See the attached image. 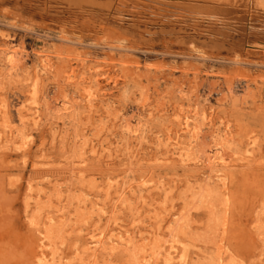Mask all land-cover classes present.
<instances>
[{"label": "rangeland", "instance_id": "obj_1", "mask_svg": "<svg viewBox=\"0 0 264 264\" xmlns=\"http://www.w3.org/2000/svg\"><path fill=\"white\" fill-rule=\"evenodd\" d=\"M116 1L0 0V45L18 49L20 72L17 77H8L7 66L0 58V99L8 106L15 137L28 135L23 150L16 143L6 149L0 146V264H27L32 259L37 241L28 221L57 206L58 198L66 211L59 218L62 223L55 246L66 257V264L76 261L73 250L81 234L82 241L88 231L97 228V232L110 222L144 233L145 226L156 223L149 217L155 210H163L159 215L164 217L172 214L166 232L169 227H177L175 218L183 217L179 220V237L191 256L189 264H216L220 244L224 264H263L264 56L256 50L248 55L247 45L263 41L264 34L245 33L247 21L242 20L259 17L264 23V0H250L248 13L247 0H127L126 5L118 6L123 8V16L111 10ZM197 11H218L223 23L238 20L233 25L235 30L227 24H216L213 18H200ZM258 26L263 28L264 24ZM61 27L81 40V44H75L77 49L57 39ZM190 44L205 53L204 59L196 57ZM106 45L128 50L114 49L113 53ZM76 50L86 55L89 64L97 65L93 72L101 73V82L109 81L94 114L83 111L76 85L65 83L68 64L75 68L76 82L80 80L82 67L77 63ZM43 54L54 60L56 70L42 72L36 85L30 87L24 78L39 69ZM236 54L242 62L235 64L230 59ZM127 56L132 61L122 62ZM111 80L117 81L115 87ZM63 97L73 103L70 114L56 112ZM46 98L52 100L47 109ZM21 102L39 104L41 117L37 123H19L17 108ZM193 105L211 108L216 126L230 127L234 138L224 150L227 159L238 158L239 162L244 154L255 155L254 166L251 162L235 166L226 211L221 196L214 192L210 197L201 195L204 189L217 186L216 177L206 165L176 161L166 165L155 159L163 156L158 139L163 138L174 108L186 111ZM120 116L132 118V123L137 117L143 118V135L135 137L124 131ZM203 128L206 136L191 149L202 157L213 143L208 135L211 130ZM83 141L108 142L111 155L93 156L90 145ZM72 166L81 171H72ZM107 182L123 183L125 188L131 185V193L107 197ZM55 183L61 192L55 190ZM150 184L157 187L151 189ZM163 186L168 189L160 191ZM39 187L43 189L40 198L36 196ZM145 189L151 191L153 204L142 206L139 195L146 197ZM85 199L104 203L113 212L98 221V210L89 204L83 206ZM162 238L172 235L167 232ZM104 258L99 264H134L139 260L126 252Z\"/></svg>", "mask_w": 264, "mask_h": 264}, {"label": "bare ground", "instance_id": "obj_2", "mask_svg": "<svg viewBox=\"0 0 264 264\" xmlns=\"http://www.w3.org/2000/svg\"><path fill=\"white\" fill-rule=\"evenodd\" d=\"M126 2H127V0H117L115 3L116 7L114 9H112L113 8L112 7L111 10H113L116 14L123 16V11H122L123 8L118 7V6L126 5L127 4ZM128 2H129V0H128ZM249 3H250V0H247L246 5L249 8L247 9V11L244 10L247 13L250 9ZM252 5H253V3H252ZM152 7H154V6H152ZM143 9H144V7H143ZM164 10H166V9H164ZM177 10H179V9H177ZM172 12H175V10L174 11L172 10ZM191 12L192 11L187 12V14H191ZM198 12L199 11H197V15L200 18H204V19L205 18H207V19L213 18V19H215L214 21L216 24H221V25L227 24L228 26L231 27L230 28L231 30H235V28H234L235 26H233V25H235L236 21H238V20H236L235 22L233 21V23H227V22L223 23L222 18H224V17L221 18L220 17L221 13H218V11H207V12H201V13H198ZM126 13H124V14H126ZM156 14H158V13H156ZM193 14H195L194 16L197 17L196 12ZM174 15H178V14H174ZM247 16H249V14ZM121 19L122 18H120V20ZM171 20H173V19H171ZM251 20L252 19L248 20L247 18L242 20V21H247V24L245 23V25H244L245 28L243 29V31H245V33H251V34L252 33L253 34H259L260 33L263 35L264 34V27L262 28V27L258 26L259 24H264V23L260 22L262 20L259 19V17L255 18L252 21ZM248 21H249V23H248ZM58 33H59V35L57 36V39L61 42L67 43L68 45H72L73 46L72 48H74L73 50L78 48L75 46V44L78 45V44L82 43L81 40L77 36L73 35L74 34L73 32H71L70 30H68L65 27H63ZM247 46H248L247 47L248 55L250 53H252V51L256 50L257 52L261 51V54H263L262 56H264V40L261 42L259 41V42H255L253 44H248ZM106 47H107L109 52L113 51L114 49H122V50L125 49V51L128 50L127 48H124L121 46L118 47V46L106 45ZM189 49L197 54L196 57L204 59L205 53L194 48L192 46V44L189 45ZM76 51H79V54L77 57V63L82 67L80 80H79V82L78 81L76 82L75 77H77L76 76L77 74L75 73V68L70 67V65L68 64V65H66V67H68L69 74L67 75V77L65 79V81H66L65 83L67 85H76L75 90L77 91V94L79 95L80 102H82L81 105L84 109L83 111H86L90 114H92V113L94 114L95 112H97L98 103H100L102 97L107 92V88H105V87L107 85H109V81H107L106 79H108L109 77L108 76L105 77L106 83L101 82V79L98 78V77H100L98 75H100L101 73H99L98 71L93 72L97 65L89 64L90 61L87 59L86 55L80 54V50H76ZM82 52L83 51H81V53ZM113 53H114V51H113ZM248 55H247V57H248ZM0 58L3 61L4 65L7 66V69L6 68L5 69L7 70L8 77L9 76L10 77L11 76L17 77L20 74L19 64H18L19 63V51H18V49H15L14 47H12V45L9 46L6 43H3L2 45H0ZM110 58L113 59L112 55H110ZM131 59H130V57H128V59L127 58L125 60L122 59V62H124V61L131 62L132 61ZM230 60L235 64L242 62V60L238 54H236L234 56V59H230ZM248 60H249V58H248ZM249 61H251V60H249ZM133 63L135 64L134 65L135 68H137L138 62L134 61ZM38 66H39L38 70H34V72L31 75H29V76L26 75V77L24 78L25 80H28V82L30 83L29 84L30 87L31 86L34 87V85H36L37 81L40 79V75L42 72L48 73V72H51L55 69L54 60H52V58L48 54H43L39 58ZM122 69H123V66H122ZM195 69H196V67H195ZM83 74H86L87 76L83 77ZM111 81L113 82L112 87H113V85L115 87L117 84V81L116 80H111ZM30 87H29V89H30ZM35 87L37 88V86H35ZM29 91H31V90H29ZM0 101H1V99H0ZM2 101L0 102V121L3 124H2V127L0 126V146L1 147L4 146L3 148H5L8 145H10V146L12 145V147H14L13 144L16 143V144H18L17 147L19 149H21L22 147L24 148L26 142H28V140H27L28 135L26 134L27 132L24 134H20L19 138H17L18 136L15 137V135H16L15 130L10 125L11 118H10V112H9L8 106H7V104L3 103ZM51 101L47 98L45 99L44 105H45L46 109L49 108V103H51ZM60 101H59L60 106L58 107L56 112H59L61 114L68 113V111L73 112V110H71L73 108V103L69 100V98L63 97ZM26 103L27 102H25V103L21 102V104L17 108L18 121L21 125H25L26 123L35 124L39 121V119L41 117L40 109H39L40 106L37 103L34 104V102H32L33 106L28 105L30 103H28V104H26ZM68 114H70V113H68ZM142 119L143 118L137 117L134 120L135 123H132V118H126L124 116H120L118 118V120L120 122L119 123L120 127L124 131H126L128 134L133 135L135 137L141 136L144 133L145 122H143ZM21 125H20V127L22 128ZM166 126H167V129H166L165 133H163L164 135L162 134L163 138H161V139L157 138L158 144L163 147L164 153H163V156H161V157L157 156L155 159L162 161L163 164H166L168 161H170V162L176 161V162L183 163V164L187 163V162L188 163L193 162L195 164H200L201 166L206 165V168H208L211 171V174H213L212 176L216 177L215 183L217 186L208 187V188L204 189L202 191L201 195L203 197H210V194L212 192H214L217 196L222 197L223 201L221 204L223 205L225 211L228 210L227 206H228L229 199H230L229 185H230L232 177H233V171L235 169V166H239V165L240 166H243V165L246 166L247 164H250V162L252 165V161L255 160V158H254L255 155H253L252 152H251V154L249 152V155L244 154L240 157V159H242V161L240 160L239 162L237 161L238 158L236 160L227 159V157L225 156L224 150L228 146V143L231 142L230 140H233L232 139L233 136L231 134L232 131L227 124L223 125V127L216 126V121H215V117H214V110H212L211 108H204V107L198 108L197 106L193 105L192 109L185 111L181 107H175L172 114H171V119L168 120V123ZM205 126L206 127L208 126L209 130H211L208 135L210 136V139H212L213 143H212L211 147H208L209 148L208 151H206L205 153L202 152V153H204V157H202V156H197V154H196L197 152H194L195 153V155H194L193 152L191 151V149L194 148L193 147V146H195L194 144L199 140V138L201 136H203V135L206 136L203 133V129H204L203 127H205ZM107 143L103 145V144L99 143L98 141H97V143H93V141L86 143V141H83L84 145H88V144L90 145V151H91L92 155L97 156V157H102V156L105 157V156L111 155V148H110V145ZM203 143H205V142H203ZM250 145L253 146L254 144H250ZM246 149L248 150V148H246ZM21 150H23V149H21ZM256 160H257V158H256ZM84 161H85V158L81 159V162H84ZM82 164H84V163H82ZM82 166H84V165H82ZM252 166H254V165H252ZM72 168H73L72 171H76V172L81 171L80 167H78L76 170L74 169L73 166H72ZM108 179H111V178H108ZM55 181H56V179H55ZM148 181H146V182H148ZM49 182L50 181H48V183ZM41 183H42V181H41ZM52 185H53V187H55V190H57V192L59 193V191L61 190L59 188V185H57L56 183L52 184ZM106 185H107V187L105 189V193H106L107 197H109L112 193H117V194H118V192L131 193L130 192L131 191L130 190L131 185L126 187V188H125L123 183H119V182H113V183L107 182ZM154 185L157 187L156 184H154ZM143 186L145 187V186H147V184L145 183V185L143 184ZM150 186H153V185L150 184ZM155 186L151 187V189L152 188L154 189ZM164 186L162 187V189L159 188V190L160 191L161 190L166 191L167 187L164 188ZM29 188H32V187H29ZM151 189L149 188V190H151ZM42 190L43 189H40V187L37 188L36 196L38 198L43 196ZM148 191L146 190V192H148ZM149 192H151V191H149ZM149 192L146 195V197H144L145 194L139 195V197L141 199L142 206L145 205L146 203H147V205L153 204V202H152L153 196L151 197L150 196L151 194ZM152 193H153V191H152ZM149 197H151V198H149ZM125 200L126 199H124L123 201L126 202L127 200L126 201ZM58 201H59V203L57 206L49 207L46 211L43 212L44 214L40 215L37 219H36V216H35V218L33 216V218H30V220L28 221V225H29L31 231L36 234L35 240L37 241V243H36V241L33 243H36L35 247H37V249L35 252H33V257L27 264H66L65 263V261H67V260H65L66 257L64 255H62L61 252H57L56 246H55V244H56L55 237L57 236V234H58L57 232H59L58 230L60 229L59 228L60 224L62 223L59 220V218L61 215H63L65 213L64 210L66 211V209H63L64 205H62L60 198H58ZM148 201H150V202H148ZM34 203L38 205V203H36V202H34ZM121 203H122V201H121ZM28 204H29V202H28ZM82 204H83V206H86L89 204L90 207H93V208L98 210V212H97L98 221L99 220L101 221V218L103 216H105V215L108 216L110 211H112V210H107V207L105 206L104 203L99 204V202L96 200L93 201V200H88V199L86 200L85 199ZM41 209H42V207H41ZM164 209H165V207H164ZM39 210H40V208L37 209V211H39ZM165 211H166V209H165ZM93 212H95V211H93ZM159 212L160 211L155 210L154 215L149 216V217H153L152 218L153 222H151V223H154V222H156V223H154V224L149 223L150 225L145 226L144 227V233L141 232V229L136 230V229L132 228L135 230V231H133V230L129 229L128 226L126 228L121 223L119 224L117 222H114V223L110 222V224L106 225V227L98 229L97 232H95L97 228L88 231L85 234L86 235L85 239H83L82 241H81V237H84V236L81 234L79 237H77L78 238L77 241L80 243L77 242L75 244V249L73 250L75 252L76 261L69 263V264H99L100 259L104 258L105 256L113 255L116 252H117V255H118V252H120V253L126 252L131 257H135L137 260L139 259L134 264H189L191 256L188 253L189 251L187 249V246L184 243V239L183 238L181 239L179 237L180 227H181L179 225H181L180 223L182 222L179 220H182L183 217L175 218L174 221L176 222L177 227L176 228H170L169 227V229L167 230V232L172 235V238L163 239L162 236L166 235V233H167L165 231V228L166 227L168 228V222H169V219H171L170 217L172 214L169 215L168 217H164V216L159 215ZM163 212L164 211L162 210V213ZM162 213L160 212V214H162ZM223 222L224 223L221 224L223 226V228L221 227V229H223V232H224L225 228H226L225 227L226 221L224 220ZM108 226H109V228H107ZM32 235H33V233H32ZM173 236H176V238H174ZM165 242H167V243H165ZM216 249H217L216 255H215L216 259H217L216 264L217 263L218 264H224L225 262H223V251H224L223 246L220 244L217 246ZM28 255H30V254H28ZM104 259H106V258H104ZM110 261H111V259H110Z\"/></svg>", "mask_w": 264, "mask_h": 264}]
</instances>
